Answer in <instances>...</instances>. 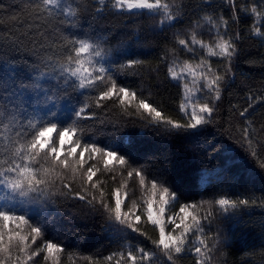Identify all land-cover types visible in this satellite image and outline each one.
<instances>
[{
  "label": "snow or ice",
  "instance_id": "6c2138e0",
  "mask_svg": "<svg viewBox=\"0 0 264 264\" xmlns=\"http://www.w3.org/2000/svg\"><path fill=\"white\" fill-rule=\"evenodd\" d=\"M108 14L156 23L115 32ZM0 25V264H228L225 228L264 196L195 199L146 160L143 137L225 130L247 160L225 148L215 178L264 177V92L247 91L228 119L223 108L244 36L264 44V0H0ZM145 73L155 86L129 80ZM162 85L178 90L175 108L155 98ZM97 224L115 250L71 239Z\"/></svg>",
  "mask_w": 264,
  "mask_h": 264
},
{
  "label": "trees",
  "instance_id": "16d2710c",
  "mask_svg": "<svg viewBox=\"0 0 264 264\" xmlns=\"http://www.w3.org/2000/svg\"><path fill=\"white\" fill-rule=\"evenodd\" d=\"M3 2L11 3V0H3ZM191 2L196 3L197 0H191ZM155 23V20L147 17L129 20L127 17L108 14L102 22V26L118 32L124 30L125 26H127V30L137 27L149 29ZM3 27L0 25V29ZM241 30L245 31L246 25H241ZM4 35L5 33L0 31V37ZM167 35L170 37L171 32ZM242 48L236 86L231 87L225 93L224 119H228L227 113L231 104H237L240 107L246 106L247 91H252L257 95L264 92V44L256 38L245 35ZM145 51L148 49L146 48ZM158 55V52H153L147 59L155 62ZM0 59H6V57H0ZM129 80L142 81L145 86L148 84L155 86L157 83L156 80H150L147 73L142 76L129 77ZM177 93V89L162 85L159 95L155 98L163 99L167 107L175 108ZM233 119L239 120V117L234 116ZM261 119H264V108L256 113V120L259 122ZM123 131L133 135L142 132L136 127H129ZM143 138L148 143L146 160L155 163L157 168L164 170L169 182L176 181L188 189L195 199L211 195L264 196V191H262L264 190V177L259 173V170H257L255 178L251 180L247 172L236 173L235 168L229 172H222L219 178H215V172L219 171L224 163L222 154L225 148L229 149V153L236 156L237 160H247L244 150L235 138H229V134L225 130L210 127L206 130V135H202L198 139L183 136L164 137L151 133ZM213 145H215L214 148ZM160 161H165V163L161 164ZM205 172L213 178L210 183L202 185L199 178ZM234 174L236 175L235 179H233ZM245 211L248 214L245 216V225L242 228L231 233L228 232L227 227L225 228L231 238V248L227 250L229 253L228 264H246L250 258L253 260V264H264L259 250L261 243H264V207L255 206ZM73 229L77 235L72 236L71 239L75 240L78 236L82 247L101 254L115 250L116 245L109 240L108 235L101 230L99 224L89 228L72 226L69 231H73ZM150 234L153 233L150 232ZM144 244L151 247L148 241H144ZM180 264H192V261L186 259Z\"/></svg>",
  "mask_w": 264,
  "mask_h": 264
}]
</instances>
